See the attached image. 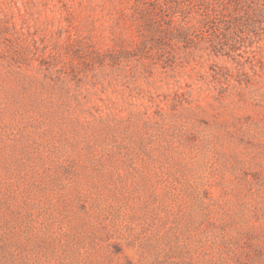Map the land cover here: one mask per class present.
<instances>
[{"label":"rangeland","instance_id":"374dc122","mask_svg":"<svg viewBox=\"0 0 264 264\" xmlns=\"http://www.w3.org/2000/svg\"><path fill=\"white\" fill-rule=\"evenodd\" d=\"M154 1L0 0V264H264V52Z\"/></svg>","mask_w":264,"mask_h":264},{"label":"trees","instance_id":"16d2710c","mask_svg":"<svg viewBox=\"0 0 264 264\" xmlns=\"http://www.w3.org/2000/svg\"><path fill=\"white\" fill-rule=\"evenodd\" d=\"M152 3L153 11L147 15L142 7L141 15L147 31L158 38L174 37L196 47L204 43L211 60L226 58L251 66L260 63L261 56L258 59L252 53L264 52V0H183L178 24L165 16L171 0ZM185 13L194 16V23L188 22Z\"/></svg>","mask_w":264,"mask_h":264}]
</instances>
